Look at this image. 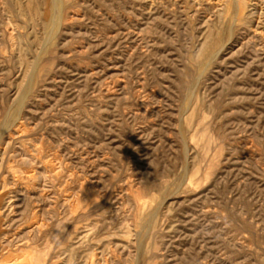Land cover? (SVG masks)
<instances>
[{"label":"rangeland","instance_id":"rangeland-1","mask_svg":"<svg viewBox=\"0 0 264 264\" xmlns=\"http://www.w3.org/2000/svg\"><path fill=\"white\" fill-rule=\"evenodd\" d=\"M0 264H264V0H0Z\"/></svg>","mask_w":264,"mask_h":264}]
</instances>
